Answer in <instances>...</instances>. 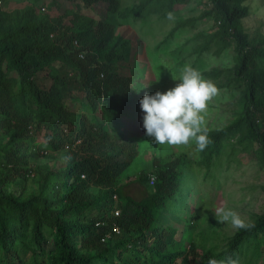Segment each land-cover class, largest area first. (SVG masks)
Here are the masks:
<instances>
[{
  "label": "trees",
  "instance_id": "16d2710c",
  "mask_svg": "<svg viewBox=\"0 0 264 264\" xmlns=\"http://www.w3.org/2000/svg\"><path fill=\"white\" fill-rule=\"evenodd\" d=\"M25 1L21 9L0 10V264H187V254L199 264L236 256L240 264H256L264 251V212L254 215L251 230L236 229L223 245L201 247L198 253L183 233L191 221L171 211L186 197H197L189 184L192 167L214 183L223 157L237 161L244 155L264 175V35L249 41L238 24L248 15L246 0H199V20L180 17L190 0ZM78 4L88 10L100 5L102 17L80 12ZM39 7L57 13L49 22L36 16ZM200 19L210 21L211 29L187 39L193 42L191 66L202 69L204 51H231L226 85L238 98V114L208 131L211 142L203 151L192 141L166 160L153 157L154 179L149 183V173L141 172L137 181L147 192L132 199L119 191L118 179L137 144L106 129L96 112L136 119L143 112L139 101L156 91L142 76L134 81L132 64L125 67L128 73H118L130 40L119 32L129 28L140 33L139 39L153 38L170 23L156 46L165 49ZM137 21L135 33L131 27ZM176 49V56L187 50ZM42 150L63 152V167L31 169L32 156ZM28 180H34L36 191L26 193ZM9 183L18 186L17 194L5 189ZM167 213L185 224L178 237ZM112 222L119 233L100 241Z\"/></svg>",
  "mask_w": 264,
  "mask_h": 264
},
{
  "label": "rangeland",
  "instance_id": "374dc122",
  "mask_svg": "<svg viewBox=\"0 0 264 264\" xmlns=\"http://www.w3.org/2000/svg\"><path fill=\"white\" fill-rule=\"evenodd\" d=\"M122 1L126 4H136L138 2V0ZM48 2L49 0H42L43 5ZM26 4L25 0H0V10L10 12L21 9ZM243 4L248 8V15L239 19L238 24H241L246 32L247 40L253 41L264 35V0H246ZM63 6L76 7L75 4H70L69 2H63ZM77 6L80 12L94 19L102 17L103 7H100V5H94L90 10L79 6V4ZM201 10L202 6L199 0H190L186 6L181 8L180 17L182 19L187 17L197 18ZM56 13V11L47 7L46 9H41L40 7L35 9L36 16L46 18L49 22L52 20L51 16ZM197 19L199 20V18ZM69 25L71 29L75 28L71 23ZM170 26L171 24L168 23L163 28V31H167ZM138 27L139 23L137 21L131 28L136 33ZM209 29H211V22H202L200 19V22H196L195 29L188 30L177 36L165 49L161 48V46L156 47L163 37V31L156 33L153 38L145 36L140 39V33L136 36V34H132L133 32L129 28L126 31H118L126 39L130 38L127 43L129 48L128 55L125 60L118 62L121 66L118 68V73H128L125 67L132 64L135 71L129 72L133 75L134 81L138 76H142L145 80H150L154 83L156 92H166L179 83V80L176 79L179 78L183 67L191 65L194 57V52L191 49L193 42L187 39L199 31H208ZM179 46L187 50L176 56L175 50ZM231 56L230 50L216 52L211 49L204 51L200 57L202 69L199 72L204 78L213 81L220 89V95L209 103L208 111L205 114L208 131L218 130L226 126L238 114V98L226 85L229 71L232 67ZM213 71L220 72L215 79L211 75L208 76V73ZM77 102L71 99L72 105H77ZM103 104H105V101H103ZM96 114L99 118L104 117L106 129L112 132H120L124 139L132 140L137 144V153L119 176L118 186L119 191L123 195L135 200L142 198L147 191L137 181L139 174L142 172L147 175L151 171V159L153 157L160 161L166 160L170 154L178 153L184 145L156 144L154 137L146 135V130L143 127V117L145 115L143 112L136 119L112 116L109 111H106L104 116H102L100 110ZM30 167L33 170L39 169L42 171L59 170L63 167V152L34 155L30 160ZM189 171V174H191L189 184H193L194 189L197 191V197H200L201 201L198 202V198L195 195H191L184 199V204H177L171 211L172 214L178 216L184 214L185 218L189 222L191 221L190 228L183 233L185 241L194 243L198 253L201 247L206 249L213 245L217 247L223 245L227 237L236 231V228L230 222L221 223L218 220L219 217H216L214 213L217 207L230 208L236 211L246 222H251L254 215L264 212V189L262 188L264 175L258 169L255 161L244 155H240L237 161H227V158L223 157L221 165L216 171L217 181L214 183L203 180L202 172L194 167ZM5 189L14 191L15 194L19 192L18 186L14 183L7 184ZM185 189L182 191L183 193H185ZM34 191H36L34 180H28L26 182V193ZM172 214H168L167 217L170 219V224L177 229L178 233L176 236L178 237L182 230L184 231L185 224ZM187 264H199V262L192 261L191 255L187 254ZM256 264H264V251Z\"/></svg>",
  "mask_w": 264,
  "mask_h": 264
},
{
  "label": "clouds",
  "instance_id": "9594fccd",
  "mask_svg": "<svg viewBox=\"0 0 264 264\" xmlns=\"http://www.w3.org/2000/svg\"><path fill=\"white\" fill-rule=\"evenodd\" d=\"M171 16L169 13L170 19ZM176 80L179 83L175 87L166 92L145 94L139 101L145 114L143 127L146 135L154 137L158 145L179 146L194 141L197 150L203 151L211 142L205 114L209 103L220 95V89L191 65H185ZM214 213L221 223L230 222L236 229L251 230L255 227L230 208L217 207ZM209 264H240V259L238 256L220 261L210 259Z\"/></svg>",
  "mask_w": 264,
  "mask_h": 264
},
{
  "label": "built area",
  "instance_id": "2783aa9c",
  "mask_svg": "<svg viewBox=\"0 0 264 264\" xmlns=\"http://www.w3.org/2000/svg\"><path fill=\"white\" fill-rule=\"evenodd\" d=\"M41 9H43V8H41ZM75 44H76V42L73 40V45H75ZM66 148H67V146H64V149H66ZM38 154L39 155H46L47 152L42 150ZM80 176L83 177L82 175H80ZM153 179H154V175L152 173H149L148 174L149 183H151L153 181ZM111 198L115 201L116 195L113 194ZM111 213H112V215L117 216L119 214V209L116 207L112 210ZM99 224H101V222H99V221L95 223L96 226ZM119 230H120V228L118 227V225L116 223L112 222L110 230L101 235L100 241L104 242L107 239H109L110 237L117 235L119 233ZM176 264H180L179 261H177Z\"/></svg>",
  "mask_w": 264,
  "mask_h": 264
}]
</instances>
